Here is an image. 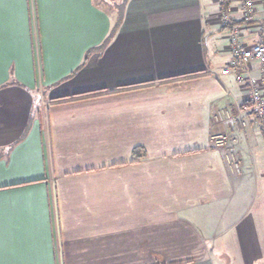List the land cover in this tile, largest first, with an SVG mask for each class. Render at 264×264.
<instances>
[{"label":"crops","instance_id":"0c3cea01","mask_svg":"<svg viewBox=\"0 0 264 264\" xmlns=\"http://www.w3.org/2000/svg\"><path fill=\"white\" fill-rule=\"evenodd\" d=\"M110 3L0 0V264H264V134L214 120L247 95L218 1Z\"/></svg>","mask_w":264,"mask_h":264},{"label":"built area","instance_id":"2783aa9c","mask_svg":"<svg viewBox=\"0 0 264 264\" xmlns=\"http://www.w3.org/2000/svg\"><path fill=\"white\" fill-rule=\"evenodd\" d=\"M219 3V17L222 27L229 28V52L231 60L227 68L222 70L225 75L233 74L235 80L246 91V100L239 105L237 116L232 114V109L221 110L216 114V123H236L247 127V118L252 120L264 134V25H259L262 40L249 45L242 41V29L233 22L232 0H217ZM240 21L250 23L256 13L255 0H239ZM259 65L258 76L253 75L252 64ZM211 143L216 148L230 149L232 140L227 133H216L211 137Z\"/></svg>","mask_w":264,"mask_h":264},{"label":"trees","instance_id":"16d2710c","mask_svg":"<svg viewBox=\"0 0 264 264\" xmlns=\"http://www.w3.org/2000/svg\"><path fill=\"white\" fill-rule=\"evenodd\" d=\"M126 1L127 0H122V4H119L118 6H117V17H118V20H117V26H118V24L120 23V18L122 17V9H124V6H125V4H126ZM113 6H115V5H113ZM115 9V8H114ZM116 28V27H115ZM227 29V28H226ZM114 32V31H113ZM112 34V33H111ZM111 36H109V38H107V40H105V42L103 43V45L99 48V50H102L105 46H106V44L109 42V40L111 39L110 38ZM95 51V50H94ZM90 53V51L87 53V55ZM143 153V149L142 148H136L135 150H134V152H133V156L134 157H138L140 154H142ZM223 256H225V255H223Z\"/></svg>","mask_w":264,"mask_h":264},{"label":"rangeland","instance_id":"374dc122","mask_svg":"<svg viewBox=\"0 0 264 264\" xmlns=\"http://www.w3.org/2000/svg\"><path fill=\"white\" fill-rule=\"evenodd\" d=\"M120 3H121L120 0H112V3L108 4V6L115 5V7L117 8V5H119ZM111 11H112V8H111ZM113 11H114V8H113ZM219 19H220V17H219Z\"/></svg>","mask_w":264,"mask_h":264}]
</instances>
